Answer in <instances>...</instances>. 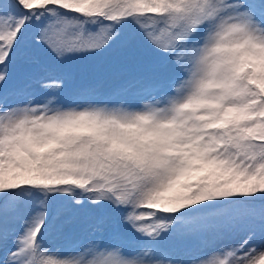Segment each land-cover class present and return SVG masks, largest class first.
Here are the masks:
<instances>
[{
    "label": "snow or ice",
    "instance_id": "obj_1",
    "mask_svg": "<svg viewBox=\"0 0 264 264\" xmlns=\"http://www.w3.org/2000/svg\"><path fill=\"white\" fill-rule=\"evenodd\" d=\"M0 264H264V0H0Z\"/></svg>",
    "mask_w": 264,
    "mask_h": 264
}]
</instances>
